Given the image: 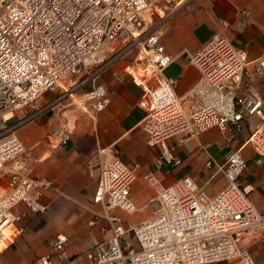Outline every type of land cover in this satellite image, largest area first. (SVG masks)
Masks as SVG:
<instances>
[{
	"label": "built area",
	"instance_id": "built-area-1",
	"mask_svg": "<svg viewBox=\"0 0 264 264\" xmlns=\"http://www.w3.org/2000/svg\"><path fill=\"white\" fill-rule=\"evenodd\" d=\"M192 2L0 0V179L5 178L0 193L1 247L22 231L16 223L27 213L45 211L40 196L51 187L49 179L30 176L20 161L24 148L14 129L23 120L24 109L43 94L52 93L57 101L81 106L93 117L108 104L97 78L129 54H133V62L125 71L142 90L140 106L145 115L141 127L146 143L158 149L156 165L180 163L167 145L170 136L196 135L211 127L225 133L249 116L257 117L258 122L246 142L257 161L264 160V99L238 95L246 67L245 51L220 34L194 51L182 49L173 56L159 42V27L173 14L188 10ZM240 13L248 15L246 9ZM219 23L227 25L224 20ZM180 57L199 74L194 91L203 97L213 95L199 108H183L173 82L163 75ZM261 65L256 66L257 71L264 70ZM111 75L117 76L114 71ZM85 103H90L89 110ZM53 104L43 103L34 114ZM7 114L10 117H5ZM13 117L15 121L6 125ZM56 133L57 143L63 144L71 127L63 122ZM90 162L96 169L92 202L100 205L111 235L90 246L82 264H255L248 248L264 242V210L255 208L239 179L245 168L240 148L228 150L217 167L225 184L210 199L202 196L188 175L164 185L152 173H142L154 191L153 213L134 225L124 224L113 210H134L129 190L137 176V164L123 162L114 149L105 147H98ZM18 204L24 209L14 212ZM98 216L94 213V218ZM66 241L64 234L56 235L52 253L36 257L33 264H55L53 255L57 261L64 260Z\"/></svg>",
	"mask_w": 264,
	"mask_h": 264
},
{
	"label": "crops",
	"instance_id": "crops-1",
	"mask_svg": "<svg viewBox=\"0 0 264 264\" xmlns=\"http://www.w3.org/2000/svg\"><path fill=\"white\" fill-rule=\"evenodd\" d=\"M243 9L247 10V16L240 13ZM220 20L227 25L223 27ZM159 29V42L168 55H176L182 49L194 51L213 35L220 34L245 51L246 67L264 64V0H193L188 10L173 14ZM132 62L133 54H129L97 78L96 83L106 91L108 104L93 117L78 106H74L73 112H59L53 104L37 114L31 112L15 127L14 132L24 148L20 161L26 172L34 178L49 179L51 187L40 196L45 211L39 215L27 213L16 223L22 226V231L2 247L0 244V264H33L36 257L52 253L51 242L58 234H64L67 241L64 260L57 261L52 256L55 264H82L84 252L90 246L110 237L111 231L100 205L92 202L96 169L90 166V159L98 147L114 149L123 162L138 166L129 190L134 210L131 213L113 210L124 224L140 223L153 213L154 191L142 179V173H152L164 185L188 175L202 196L210 199L225 184L217 167L223 163L226 152L236 148H240L245 161L239 179L255 208L264 210V160L258 162L246 142L258 118L243 117L237 128L230 127L225 133L211 127L196 135L170 136L167 145L180 163L158 166L155 163L158 149L146 143L141 127L145 115L140 106L142 90L125 71ZM112 71L116 72V77L111 75ZM163 75L173 82L174 93L181 98L185 109L199 108L213 98L212 94L203 97L194 91L199 74L183 57L169 64ZM243 81L242 77L238 95L264 99V76L257 80L255 87L247 90ZM83 105L89 110L90 103ZM63 122L67 126L71 122V134L66 142L58 144L56 131ZM4 186L5 178H2L0 193ZM23 209L18 204L13 211ZM94 213L100 216L94 218ZM93 218L94 222L89 224ZM248 250L255 264H264V242L251 245Z\"/></svg>",
	"mask_w": 264,
	"mask_h": 264
},
{
	"label": "rangeland",
	"instance_id": "rangeland-1",
	"mask_svg": "<svg viewBox=\"0 0 264 264\" xmlns=\"http://www.w3.org/2000/svg\"><path fill=\"white\" fill-rule=\"evenodd\" d=\"M263 76H264V70L259 69L257 71L256 68H255V65H249V66L245 67L244 74L242 76L244 78V80H245V81H243V85H244L245 89L247 90L249 87L250 88L255 87L257 85L256 83L258 82L257 80H259ZM45 99H48L47 101H49V102H54L55 105H57V108L56 109H57V111L59 110V112H62V111H70V112H73V110H74V106L73 105H68V101H57V97H56L55 94L46 93V94H43L41 96V98H39L35 102V104H33L32 106L27 107V108L24 109V111H23V115L24 116L22 117V119L24 120L27 116H29V114L31 112H34L35 108H38L44 102H47V101H45ZM78 107L80 108L81 106H78ZM76 112H82V111H76ZM21 115L22 114H18V116H21ZM68 118L69 119L71 118V113H69ZM14 121H15V117H13L12 119L7 120L6 121V125H10ZM71 125L72 124L70 122L69 126L71 127Z\"/></svg>",
	"mask_w": 264,
	"mask_h": 264
},
{
	"label": "bare ground",
	"instance_id": "bare-ground-1",
	"mask_svg": "<svg viewBox=\"0 0 264 264\" xmlns=\"http://www.w3.org/2000/svg\"><path fill=\"white\" fill-rule=\"evenodd\" d=\"M264 68V64L261 65ZM5 117H10V114H7Z\"/></svg>",
	"mask_w": 264,
	"mask_h": 264
}]
</instances>
